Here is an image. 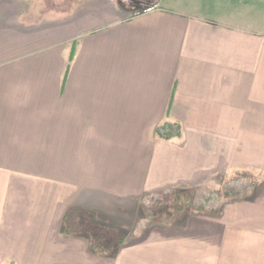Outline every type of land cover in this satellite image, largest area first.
Returning <instances> with one entry per match:
<instances>
[{
  "label": "crops",
  "instance_id": "0c3cea01",
  "mask_svg": "<svg viewBox=\"0 0 264 264\" xmlns=\"http://www.w3.org/2000/svg\"><path fill=\"white\" fill-rule=\"evenodd\" d=\"M262 4L0 0V264H264ZM211 191L134 232L143 202ZM100 226L127 230L112 254Z\"/></svg>",
  "mask_w": 264,
  "mask_h": 264
},
{
  "label": "rangeland",
  "instance_id": "374dc122",
  "mask_svg": "<svg viewBox=\"0 0 264 264\" xmlns=\"http://www.w3.org/2000/svg\"><path fill=\"white\" fill-rule=\"evenodd\" d=\"M159 0L153 1L149 3L148 5H145L144 7L138 8V9H130V11H127L130 15H136L148 12L155 8V4H157ZM214 1V0H213ZM228 2V1H227ZM218 5L217 2L215 7L216 9L219 8V6H222L218 9V11L222 12L223 14L229 15H238L243 14L239 12L238 8L230 7L226 4ZM251 16L254 18L264 22V4L262 5H255L252 7ZM240 180L237 185L226 187L225 190H228L230 192H234L235 194H241V195H247L246 192H244V188L248 186V184L244 183L245 181L242 180L243 178H238ZM239 184V185H238ZM250 186V185H249ZM214 191L208 192V193H199L197 196H191L190 194H177L175 196L173 195H165L164 197L155 198L152 200H147L143 202L141 205V210L139 214L141 215L142 221L139 222V225L137 229L134 231L136 233L140 232L142 229H144L145 226H149L151 224H160V223H170L175 222L181 217V213L183 210H186V208H189L192 206L195 208L197 206H210L214 203V200L211 201L213 198ZM206 200H208V203H206ZM207 204V205H206ZM87 223H84L83 219H80L78 224L76 225L77 228L80 229L81 232H87V228L89 225H93L90 223V221H86ZM73 228V227H72ZM70 228L72 232L75 231V229ZM99 231H97L98 237H94L93 235H89L90 239H92V247L95 249H100L102 252L109 251L110 254L114 253L115 251V245H108L111 241V243L115 242L118 243L121 239L120 236H122L127 230L124 231H118L115 229L110 228L109 226H106V228H103L102 226L99 227ZM124 236V235H123Z\"/></svg>",
  "mask_w": 264,
  "mask_h": 264
},
{
  "label": "trees",
  "instance_id": "16d2710c",
  "mask_svg": "<svg viewBox=\"0 0 264 264\" xmlns=\"http://www.w3.org/2000/svg\"><path fill=\"white\" fill-rule=\"evenodd\" d=\"M157 137L165 141L171 140L175 137H180V127L175 124L165 123L157 129ZM206 203H208V200ZM114 247L116 250L118 245H115Z\"/></svg>",
  "mask_w": 264,
  "mask_h": 264
},
{
  "label": "flooded vegetation",
  "instance_id": "af4514ba",
  "mask_svg": "<svg viewBox=\"0 0 264 264\" xmlns=\"http://www.w3.org/2000/svg\"><path fill=\"white\" fill-rule=\"evenodd\" d=\"M129 9H138L156 0H119Z\"/></svg>",
  "mask_w": 264,
  "mask_h": 264
}]
</instances>
